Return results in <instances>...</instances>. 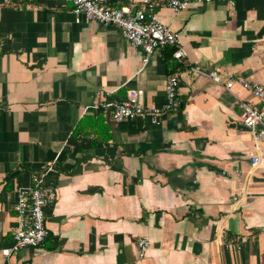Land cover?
Instances as JSON below:
<instances>
[{"label":"crops","instance_id":"crops-1","mask_svg":"<svg viewBox=\"0 0 264 264\" xmlns=\"http://www.w3.org/2000/svg\"><path fill=\"white\" fill-rule=\"evenodd\" d=\"M168 1L113 4L152 6L180 34L186 66H167L173 49L145 55L114 26L77 24L63 0H0V264H264V143L252 169L238 107L257 103L240 78L264 84V0L180 12ZM173 66L179 106L160 124L90 108L100 92L129 90L163 106ZM47 166L59 194L45 210L50 234L6 258L17 190ZM140 238L151 243L142 259Z\"/></svg>","mask_w":264,"mask_h":264},{"label":"built area","instance_id":"built-area-1","mask_svg":"<svg viewBox=\"0 0 264 264\" xmlns=\"http://www.w3.org/2000/svg\"><path fill=\"white\" fill-rule=\"evenodd\" d=\"M73 5L75 22H97L105 26H114L120 29L124 39L132 46L140 49L149 56L156 51L173 49L172 57L178 65L186 66L187 53L180 40V34L161 23L152 12V6L137 7L114 6V0H63ZM214 0H169L167 6L175 12L187 9L192 4H210ZM235 6V0H219ZM148 58L144 59L147 62ZM197 71V69H193ZM208 76L216 83L222 82L218 71H211ZM235 83L234 75L227 76L226 88L231 90ZM239 84L246 89L257 101L253 103L238 100L240 109V123L249 129L255 141L257 154L251 157V167L255 169L261 162L260 147L264 143V84L253 83L240 78ZM180 78L177 74H170L165 83L166 102L161 107H146L143 105L137 90H129L126 97L114 98L111 92H100L94 99L91 109H102L107 112L116 123L135 120L149 121L153 125L161 123L164 116L175 110ZM53 167L47 166L41 174L34 175L29 187L17 190L14 210L16 212L17 226L13 232V242L9 247H3L1 253L9 258L23 249L39 247L47 240L50 231L46 225V212L48 207L56 204L58 190L53 183L47 182V176ZM150 241L145 238L138 239L139 258L145 257L150 248Z\"/></svg>","mask_w":264,"mask_h":264},{"label":"trees","instance_id":"trees-1","mask_svg":"<svg viewBox=\"0 0 264 264\" xmlns=\"http://www.w3.org/2000/svg\"><path fill=\"white\" fill-rule=\"evenodd\" d=\"M172 53L173 52H171V54H169V57H165V60H166V62H167V66L168 67H171V63L170 62H172L173 61V63H172V65H176V63H174V59H173V57H172ZM171 72H170V74H173L174 73V71H175V68H174V66H173V68H171V70H170ZM87 119H89L87 116L86 117H84V119L81 121V123H80V125H78V127H77V129H76V131H77V133H79V134H81V133H83L84 132V128L85 127H87V126H89V124L87 123ZM88 124V125H87ZM85 126V127H84ZM108 136H106L105 138H101V139H99V140H108Z\"/></svg>","mask_w":264,"mask_h":264}]
</instances>
